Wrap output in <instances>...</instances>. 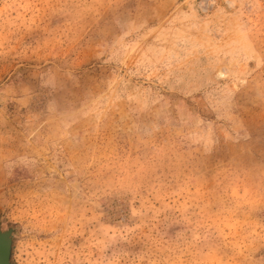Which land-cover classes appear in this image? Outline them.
I'll return each mask as SVG.
<instances>
[{
	"label": "rangeland",
	"instance_id": "obj_1",
	"mask_svg": "<svg viewBox=\"0 0 264 264\" xmlns=\"http://www.w3.org/2000/svg\"><path fill=\"white\" fill-rule=\"evenodd\" d=\"M0 219L13 264H264V0H0Z\"/></svg>",
	"mask_w": 264,
	"mask_h": 264
},
{
	"label": "water",
	"instance_id": "obj_2",
	"mask_svg": "<svg viewBox=\"0 0 264 264\" xmlns=\"http://www.w3.org/2000/svg\"><path fill=\"white\" fill-rule=\"evenodd\" d=\"M14 233L15 229L11 226L3 227L0 219V264H13L11 255Z\"/></svg>",
	"mask_w": 264,
	"mask_h": 264
}]
</instances>
